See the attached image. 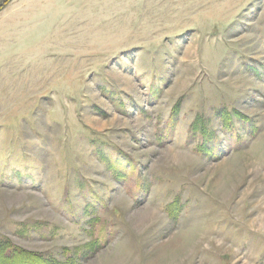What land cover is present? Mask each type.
<instances>
[{"label": "rangeland", "instance_id": "374dc122", "mask_svg": "<svg viewBox=\"0 0 264 264\" xmlns=\"http://www.w3.org/2000/svg\"><path fill=\"white\" fill-rule=\"evenodd\" d=\"M0 246L264 264V0H0Z\"/></svg>", "mask_w": 264, "mask_h": 264}, {"label": "trees", "instance_id": "16d2710c", "mask_svg": "<svg viewBox=\"0 0 264 264\" xmlns=\"http://www.w3.org/2000/svg\"><path fill=\"white\" fill-rule=\"evenodd\" d=\"M25 253H26L25 251L18 249V248H15L11 253H8L9 256H7V251H6L5 247L3 246L1 248V246H0V254L3 256L2 258L8 259L7 261L11 260L14 257V255H17L18 257L24 256L22 259H20V260H23V262H22L23 264H26L25 263V262H27L26 260L30 261L31 264L33 262L35 264H61L59 262H52L49 260H43L40 257H37L36 255H33V254L27 253L28 255H25ZM31 257H33V258H31Z\"/></svg>", "mask_w": 264, "mask_h": 264}]
</instances>
